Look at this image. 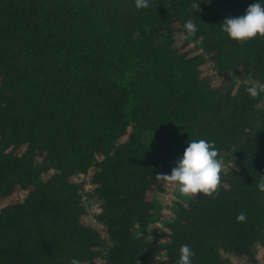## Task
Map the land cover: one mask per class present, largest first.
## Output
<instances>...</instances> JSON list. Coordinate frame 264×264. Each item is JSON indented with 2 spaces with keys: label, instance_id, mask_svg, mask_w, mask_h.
I'll use <instances>...</instances> for the list:
<instances>
[{
  "label": "trees",
  "instance_id": "1",
  "mask_svg": "<svg viewBox=\"0 0 264 264\" xmlns=\"http://www.w3.org/2000/svg\"><path fill=\"white\" fill-rule=\"evenodd\" d=\"M256 2L0 0V264H177L184 244L192 264H264V93L245 91L264 38L220 26ZM201 139L226 164L219 194L165 217L156 175Z\"/></svg>",
  "mask_w": 264,
  "mask_h": 264
},
{
  "label": "clouds",
  "instance_id": "2",
  "mask_svg": "<svg viewBox=\"0 0 264 264\" xmlns=\"http://www.w3.org/2000/svg\"><path fill=\"white\" fill-rule=\"evenodd\" d=\"M137 10L147 9L149 0H134ZM191 9L197 12L202 11L200 3H193ZM190 9V10H191ZM222 31L232 40L244 44L258 36L264 38V3L258 2L251 4L245 14L233 18L229 17L220 25ZM187 35L195 36L198 28L191 19L184 25ZM245 91L256 98L264 93V84L247 87ZM218 149L214 142L206 140H192L184 151V155L177 161L171 174H157V179L166 183L176 185L181 197L192 198L201 193L205 197H214L219 194L221 187V173L223 161L218 159ZM257 188L264 192V175L260 176ZM246 214L241 212L237 215L238 223L246 221ZM195 255L191 247L184 244L180 248V258L177 264H192V257ZM70 264H81L78 259H72Z\"/></svg>",
  "mask_w": 264,
  "mask_h": 264
},
{
  "label": "rangeland",
  "instance_id": "3",
  "mask_svg": "<svg viewBox=\"0 0 264 264\" xmlns=\"http://www.w3.org/2000/svg\"><path fill=\"white\" fill-rule=\"evenodd\" d=\"M177 39L179 40V44L183 43L185 41L184 39V35L182 34H178ZM192 45V44H191ZM204 71L205 73H208L210 75L215 76L216 78H219V76L216 74L214 65L211 63H206L204 66ZM226 164H223V167H225ZM157 197V196H156ZM176 198L182 199V197L180 196L179 192H178V188L176 185L173 184H169L167 183V187L166 190L162 193H160L158 195V200L162 203V205L164 206L163 208V212L165 213V217H170L172 216V209L174 207V200ZM89 208L93 211H97L99 208V204L94 201V200H89ZM89 219L92 220V216L89 215ZM158 225H160V227H163L161 223H158ZM156 241L158 243H161L162 240L161 239H156ZM257 256L259 260H262L263 256H264V246H259V249L257 251ZM163 260H164V256H163ZM236 260V259H234ZM235 263H242L240 260L235 261Z\"/></svg>",
  "mask_w": 264,
  "mask_h": 264
}]
</instances>
